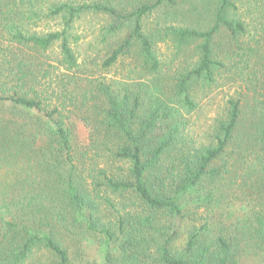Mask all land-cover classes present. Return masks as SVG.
<instances>
[{
	"label": "trees",
	"instance_id": "obj_1",
	"mask_svg": "<svg viewBox=\"0 0 264 264\" xmlns=\"http://www.w3.org/2000/svg\"><path fill=\"white\" fill-rule=\"evenodd\" d=\"M178 1L122 13L109 0H0V264H81L86 246L97 264H264V0H209L206 29L168 27L179 52L197 44V59L166 89L143 20ZM89 13L132 26L101 67L137 44L143 76L86 85L77 99L67 86L85 69L72 29ZM222 77L237 90L206 143L192 145L197 87ZM235 204L245 213L234 218Z\"/></svg>",
	"mask_w": 264,
	"mask_h": 264
},
{
	"label": "rangeland",
	"instance_id": "obj_2",
	"mask_svg": "<svg viewBox=\"0 0 264 264\" xmlns=\"http://www.w3.org/2000/svg\"><path fill=\"white\" fill-rule=\"evenodd\" d=\"M71 1L73 3H83L100 0H60ZM110 4L119 9L122 13H128L132 8L145 3H152L154 0H109ZM106 2V0H105ZM209 0H179L176 10H167L162 7L160 11H154L143 20V31L146 35H152L154 41V49L156 51V57L162 67L160 77L161 84L168 89L171 84L170 77L174 75L176 68L181 66L192 65L197 59L196 45H189L184 51L179 52L177 49V43L167 34V28L170 26L190 27L195 26L201 30L209 27L211 23V15L205 12L208 8ZM198 6L199 12L193 16L190 20H186L187 17H182L180 13L189 10L191 6ZM125 7V8H123ZM160 9V8H159ZM57 22H50L52 29L59 28ZM120 26L121 29L117 32H107V29L111 26ZM132 26L130 23L120 24L114 22L110 17L103 14H86L80 19L75 21L72 29V33L77 37V41L71 44L78 62L83 63V69L77 72L79 80L77 85L67 86L73 95L80 98L83 88L89 84L103 83L113 84V88L117 89L125 83L138 82L143 76L141 71L142 60L136 54L137 44L132 45L131 52L120 56L117 63L112 67L104 70L101 66L103 60L111 52L112 48H115L123 39H125ZM51 59L52 65H57L56 62L60 59L58 49L54 48L46 54ZM66 73L63 68L55 71V76L58 79H62V74ZM58 83H61L58 81ZM237 85L230 82L227 78L222 77L218 79L217 83L210 88L197 87L195 92L196 101L199 105L195 112H192L187 119V140H191L192 145L198 146L206 143L208 135L211 132L213 121L216 117L223 113V109L226 105V101L233 96L237 90ZM73 124L76 127V136L79 143H86L88 141L89 130L77 117L72 118ZM123 201L126 204V208H130L132 201L116 198V209H121L123 206H119V203ZM134 202V201H133ZM136 202V201H135ZM134 202V203H135ZM245 213V209L240 207L239 204H235L229 210V216L237 217ZM206 216V214H202ZM82 261L83 264H97L98 256L96 251L92 247H87L84 250ZM82 261L79 263L82 264ZM88 262V263H87Z\"/></svg>",
	"mask_w": 264,
	"mask_h": 264
}]
</instances>
